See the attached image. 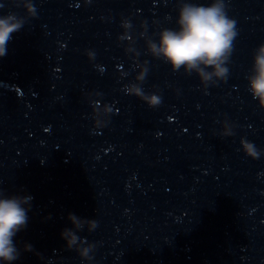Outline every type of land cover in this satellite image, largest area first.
Here are the masks:
<instances>
[{"label": "clouds", "instance_id": "clouds-1", "mask_svg": "<svg viewBox=\"0 0 264 264\" xmlns=\"http://www.w3.org/2000/svg\"><path fill=\"white\" fill-rule=\"evenodd\" d=\"M16 2L23 5L27 16L36 15L31 0H16ZM24 23L25 18L18 17L15 13L0 15V57L7 54L8 43L12 40L13 34L22 29ZM176 25L175 29H162L158 33V42L147 39L148 53L169 64L173 72L181 68L188 74L195 72L205 88L217 80H225L229 72L226 65L233 52L234 40L238 33L236 21L227 15L224 0H212L207 6L182 3L178 9ZM122 27L125 33L119 39H127L131 43L132 37L128 34L130 23L124 21ZM140 35L144 37L145 33L141 32ZM126 51L134 53L135 49L127 48ZM87 55L91 59L94 54L88 52ZM146 64L147 62L136 65L140 69L135 76L136 82L125 86V91L128 95L138 97L150 107H156L161 103L160 96L146 94L141 87L148 72ZM247 80L253 99L264 108V44L259 45L254 51ZM95 123L97 125L96 119ZM231 134L229 130L224 135ZM240 143L247 156L256 159L261 154L253 143L245 139H241ZM32 199L31 195H5L3 190H0V264H12L20 257V250L16 246L14 237L27 226ZM68 220L72 228L61 231V238L66 241L65 247L69 250L75 249L83 260H92L91 253L95 249V244L87 243L77 233L85 226L89 232L95 230L98 227L97 221L83 219L73 213L68 214ZM32 250L31 245H25V251Z\"/></svg>", "mask_w": 264, "mask_h": 264}]
</instances>
